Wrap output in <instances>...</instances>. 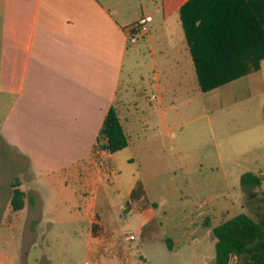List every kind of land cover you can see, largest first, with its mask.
Listing matches in <instances>:
<instances>
[{
    "label": "rangeland",
    "instance_id": "obj_1",
    "mask_svg": "<svg viewBox=\"0 0 264 264\" xmlns=\"http://www.w3.org/2000/svg\"><path fill=\"white\" fill-rule=\"evenodd\" d=\"M170 21L173 30L151 32L153 47L145 38L131 44L122 93L130 86L131 98L141 103L133 110L130 148L111 157L108 167L94 157L108 178L110 209L100 207L98 183L83 196L90 200V228L96 214L102 217L101 237L90 240L78 223L38 225L54 204L48 186L41 211L37 187L26 193L25 209L14 212L11 188L0 193V264H215L214 227L241 213L264 221V61L259 71L203 93L186 51L188 80L168 79L171 68L160 64L171 45L185 42L179 15ZM246 173L261 176L262 185L242 187ZM135 184L143 190L138 202L129 194Z\"/></svg>",
    "mask_w": 264,
    "mask_h": 264
},
{
    "label": "crops",
    "instance_id": "obj_2",
    "mask_svg": "<svg viewBox=\"0 0 264 264\" xmlns=\"http://www.w3.org/2000/svg\"><path fill=\"white\" fill-rule=\"evenodd\" d=\"M187 1L0 0V193L9 194L15 180L25 193L38 187L41 211L43 188L50 187L54 212L46 208L38 225L78 223L91 240L85 218L90 200L83 193L98 183L100 207L110 209L111 201L107 175H101L94 157L104 158L108 167L111 157L131 146L99 152L100 131L116 106L129 135L133 110L141 103L131 98L130 86L122 93L129 29L147 15L154 18L156 34L164 27L173 30L170 20L176 15L183 29L180 9ZM144 40L154 46L152 33ZM186 44L185 37L182 47L171 45L160 64L170 67L166 76L179 83L188 80L182 60L190 53ZM149 106L153 110V103Z\"/></svg>",
    "mask_w": 264,
    "mask_h": 264
},
{
    "label": "trees",
    "instance_id": "obj_3",
    "mask_svg": "<svg viewBox=\"0 0 264 264\" xmlns=\"http://www.w3.org/2000/svg\"><path fill=\"white\" fill-rule=\"evenodd\" d=\"M180 18L194 63L198 84L203 93L211 92L262 67L264 61V0H188L180 9ZM130 145L116 106L105 119L96 150L111 154ZM241 186L260 187L262 177L243 174ZM20 181L12 183L11 206L14 212L26 206V193ZM132 201L143 197L141 186L131 193ZM130 205V203H128ZM210 226L209 222H206ZM104 231L102 217L96 214L91 237L98 239ZM215 264H231L243 258V264H264V221L241 213L213 229ZM172 248V241L166 240Z\"/></svg>",
    "mask_w": 264,
    "mask_h": 264
},
{
    "label": "built area",
    "instance_id": "obj_4",
    "mask_svg": "<svg viewBox=\"0 0 264 264\" xmlns=\"http://www.w3.org/2000/svg\"><path fill=\"white\" fill-rule=\"evenodd\" d=\"M153 16H142L136 23H134L130 29V43L137 44L142 38L149 37L151 34V23L153 21ZM101 152V151H99ZM129 240L135 239L134 236H129Z\"/></svg>",
    "mask_w": 264,
    "mask_h": 264
}]
</instances>
